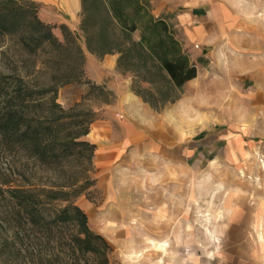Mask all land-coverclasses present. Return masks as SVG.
<instances>
[{
  "label": "crops",
  "instance_id": "1",
  "mask_svg": "<svg viewBox=\"0 0 264 264\" xmlns=\"http://www.w3.org/2000/svg\"><path fill=\"white\" fill-rule=\"evenodd\" d=\"M31 1L61 12L66 20L61 24L79 23L81 0ZM150 3L153 16L173 27L196 64L197 77L185 84L176 102L155 111L117 71V55L99 59L85 51V78L115 99L95 109L98 117L85 138L95 146L98 197H83L81 209L90 229L120 250L136 240L140 229L158 244L184 240L190 203L196 210L202 200L203 171L211 175L222 155V161L228 150L232 155L234 126L241 130L239 137L250 131L243 121L234 123L235 108L241 109V120L257 121L264 132V32L229 0ZM85 91L83 84L67 85L58 102L69 110L81 103ZM224 211L225 216L233 213Z\"/></svg>",
  "mask_w": 264,
  "mask_h": 264
},
{
  "label": "trees",
  "instance_id": "2",
  "mask_svg": "<svg viewBox=\"0 0 264 264\" xmlns=\"http://www.w3.org/2000/svg\"><path fill=\"white\" fill-rule=\"evenodd\" d=\"M150 1L81 0L80 31L86 51L99 59L117 55V71L135 79L132 91L160 111L180 98L185 84L197 77V68L173 27L153 16ZM59 28L64 43L40 21L36 3L0 0V39L19 37L34 56L46 48L73 52L80 67L66 84L97 89L84 78L85 55L77 37L66 25ZM57 94L55 86L35 91L17 73L0 68V141L10 156L9 174L0 182V191L6 202V227L12 230L0 243V264H85V260L86 264H118L112 245L90 229L87 215L77 205L83 194L79 182L41 187L15 184L18 151L53 169L64 160L93 161L95 146L85 138L97 114L77 112L84 97L65 110L57 103Z\"/></svg>",
  "mask_w": 264,
  "mask_h": 264
},
{
  "label": "rangeland",
  "instance_id": "3",
  "mask_svg": "<svg viewBox=\"0 0 264 264\" xmlns=\"http://www.w3.org/2000/svg\"><path fill=\"white\" fill-rule=\"evenodd\" d=\"M229 2L249 16L261 32H264V0ZM36 4L40 21L49 25L58 41L64 43L59 28L60 22L66 21L62 13L57 9ZM80 23L81 17L78 25L74 26L72 23L67 27L77 37L85 55V39L80 31ZM135 38L137 39V36ZM79 67L73 52L46 48L34 56L22 45L19 37L0 39V68L6 73H17L35 91L50 85L57 87L58 104L59 91L70 85L66 82ZM124 76L131 80L132 88L134 77ZM85 86V100L77 109L79 113H96L95 109L112 103L115 99L114 94L105 87L97 86V89L91 90L90 86ZM99 88H103L104 92ZM234 110V123L240 124L243 121L250 131L239 137L242 136L241 130L234 126V136L238 141H234L232 155L228 150L227 161H222V155L221 161L219 158L217 164L211 167V175L206 176L203 171L202 200L200 205L196 204V210L192 201L190 203L184 226V240H167L158 244L147 240L145 231L140 229L136 240L127 243L123 249L112 245L115 251L113 258L118 264H236L239 260L250 264H264V132L258 129L257 121H251L250 124L249 120H241L238 113L240 108ZM245 116L246 113L244 118ZM222 146H219V150ZM213 156L212 153L206 159H213ZM15 160L14 178L18 186L41 187L79 182L83 188V194L77 199L80 208L83 197L86 196L90 200L98 197L93 189L96 182L93 165L85 157L77 162L64 160L59 169L43 165L23 151L16 153ZM206 164L207 162L203 161V169ZM9 165L10 156L4 143L0 141V182L6 181ZM5 205L4 194L0 191V243L12 233V230H7L6 227L3 210ZM225 209L233 212L232 215L225 216ZM231 221H237V224L231 225ZM229 229L232 231H228Z\"/></svg>",
  "mask_w": 264,
  "mask_h": 264
},
{
  "label": "built area",
  "instance_id": "4",
  "mask_svg": "<svg viewBox=\"0 0 264 264\" xmlns=\"http://www.w3.org/2000/svg\"><path fill=\"white\" fill-rule=\"evenodd\" d=\"M199 47L198 46H196V49H198Z\"/></svg>",
  "mask_w": 264,
  "mask_h": 264
}]
</instances>
